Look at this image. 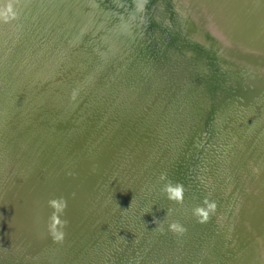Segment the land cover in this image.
<instances>
[{"label": "water", "instance_id": "obj_1", "mask_svg": "<svg viewBox=\"0 0 264 264\" xmlns=\"http://www.w3.org/2000/svg\"><path fill=\"white\" fill-rule=\"evenodd\" d=\"M122 1L141 7L136 10L119 5L116 10V0H13L17 19L0 21V264H13L10 261L16 255L23 259L20 264H53L58 245L65 256L75 254L79 247L90 249L89 243L97 240V233H106L109 228L121 243V250L125 238L121 228L136 202L140 169L149 157L157 158L165 146L158 138L164 128L163 110L175 107L176 102L163 98L168 97V91L176 99L183 95L188 100L193 75L203 73L210 78L221 72L233 89L227 91L228 87L218 85L213 90L207 85L205 108L197 117L194 141L182 158L181 173L186 182L202 175L193 169L205 158L210 145L219 153L230 154V149L223 146L225 126L247 115L246 119L255 118L259 128L264 129L257 114L264 107V63L260 61L264 58V0H254L256 17L244 15L245 7L236 0H202L204 5H212L205 6L210 29L207 32L205 24L194 25L205 40L194 46L193 39L199 37L190 24L200 11L191 9L198 3L160 0L157 16L152 17L148 1ZM7 2L0 0V6ZM182 2L190 4L184 6ZM163 38L172 39L173 46H161ZM255 40L260 49L251 46ZM133 41L145 46L156 44L162 51L156 61L149 57L157 68L152 75L160 77L155 79V86L153 82L141 84L133 71L134 51L140 47ZM219 43L230 46L222 56L233 53L232 58L244 65L237 66V73L226 67L230 60L219 55ZM193 49L199 54L195 61L190 55ZM246 66L256 71L247 72ZM258 73L262 74L260 79L256 78ZM194 81L199 88L203 80ZM246 83L249 87L242 88L241 84ZM94 96L102 100L101 104ZM94 112L107 131L100 130L99 137L113 139L109 143V175L60 127L76 133L84 126L88 130L82 133L86 132L87 137L90 131H99ZM3 179L11 184L10 188L1 190ZM244 180L243 187H249L252 181L258 189V178ZM228 182L224 193L228 195L231 188L238 192L236 185ZM6 189L10 191L6 193ZM59 197L67 200L61 219L68 224L63 229L64 240L55 242L48 227L54 209L48 201ZM3 198L10 202L6 208L1 204ZM220 201L225 206L226 202ZM132 208L131 224L135 225L137 209ZM171 222L169 218L167 227ZM133 225L128 226V232ZM256 235L264 242L261 232ZM130 238L133 235L126 239ZM122 252L131 260L141 258ZM128 261L125 256L117 260L118 264Z\"/></svg>", "mask_w": 264, "mask_h": 264}, {"label": "bare ground", "instance_id": "obj_2", "mask_svg": "<svg viewBox=\"0 0 264 264\" xmlns=\"http://www.w3.org/2000/svg\"><path fill=\"white\" fill-rule=\"evenodd\" d=\"M146 1L150 5L152 17L157 16L156 9L160 0ZM116 2V10L120 9L118 8L119 5L126 9L134 7L136 10L141 7L138 3H136V7L129 1H122L120 3V0H116ZM191 2L195 5L198 3L197 7L190 8L191 11H200L197 14L199 17L193 18V24L190 21L195 35L199 37L198 39H193L194 46L204 40L194 25L198 24L200 26L205 24L203 28L205 31H209L210 28H208L205 21L208 19V16L205 14V6L210 7L212 5L209 3L204 5L202 0L198 2L191 0ZM236 2L241 3L245 7L243 8V10L246 9L243 11L244 15L256 17V13L252 10L254 0H236ZM182 3L184 6L190 4V2H187L188 4L186 2ZM190 9L187 11L190 12ZM248 19L254 20L253 17H249ZM155 30L158 31L157 28ZM225 30L229 35H233L227 27ZM101 31L104 32V29H101ZM159 38H162L161 34ZM179 43L185 44L180 41ZM133 44L140 45L139 52L134 51L136 67L133 71L140 78L138 81L143 85H149V83L153 82V86H155V79L160 77L159 74L152 75L151 71L153 69L157 70V68L153 63L149 62V57L153 61H156L155 59L158 58L159 54H162V51L156 44L145 46L139 41H133ZM219 44L222 46L218 51L219 55L224 60L225 58L226 60H230L228 63L224 61L227 64L226 67L229 70H236L235 72L237 73V66L242 68L244 65H240L238 60L232 58L234 56L233 53H230V56H222V53L229 52L230 46L224 43ZM250 44L256 49H260L257 45V40L251 41ZM160 45L172 47V39L163 38ZM191 53L190 55L194 61L197 57L199 58V54L194 49L191 50ZM245 53L257 52L247 51ZM260 61L264 63V58H261ZM232 62H235V64ZM245 68H249V66ZM246 71L252 73L256 69L250 67ZM261 71L264 73V68ZM134 72L130 71L131 74H134ZM261 76L262 74L258 73L256 78L260 79ZM224 77L225 75H221V72L210 78H207V75H203V73L200 76L197 75V77L193 75V80H191L193 81V89H190L188 92L190 95L188 100L183 95H178V99H176L173 94L168 91L166 92L168 97L163 98V100L170 102V99H172L176 103L175 107L169 106L165 111L163 110L164 123L162 124L164 128L162 132L158 133V138L161 139V143H164L165 146L160 150L157 158L154 156L149 157L145 162L146 166L140 169L139 176L137 177L136 202L131 205V210L127 217H125V223L121 228L122 233L125 234L122 249H118L121 243L115 240L109 228L106 233H102V231L97 233V240L89 243L90 249L88 247H83L81 248L82 250H80V247L76 249L77 252L90 250L89 252H76L75 254L65 256V252L58 245L56 247L57 258L53 264H118L117 260L120 256L129 258V264H231L229 260H232L234 264H241V262H245L246 264H264V242L261 243L256 235L260 232L264 235V129L259 128L256 119H246L247 115H245L242 120H234L233 123L225 126L226 138L223 139V146L230 149V154L219 153L210 145L207 152H205V158L198 165L196 164L197 167L193 169V171L197 170V172L202 174L198 180L194 178L190 182H186L188 180L181 173L182 158L186 155L185 149L194 141L197 117L200 116L202 110L205 108L204 101L206 96L204 95H206L207 85L211 86L213 90L218 85L228 87L227 91L233 89L231 82L227 81ZM194 79H197L198 82L203 80L202 84H198L199 88L196 87ZM241 87L247 88L249 85L247 83L241 84ZM94 100H96V103L101 104L102 100L99 101L97 98ZM96 112L92 116L98 119L97 122L100 123V125L95 126L99 131L91 133L89 129L90 134L87 137L85 135L86 132L82 133V130L88 129L82 125L76 133L72 130L71 132L68 131L67 127L66 129L65 127H60L61 131L66 133L74 144H78L76 146L83 148L84 151L87 149L86 154L89 159L109 175L112 170V163L109 158L111 155L109 143L113 139L109 137L107 139L105 135L104 140L99 137L100 130H103L106 134L107 131L103 128V123L99 120L98 113ZM257 114L260 116L258 120L264 125V107L262 110H258ZM51 120H53L52 117ZM115 129L118 128L116 127ZM89 137L91 139L86 142V139ZM83 138H85L84 141ZM63 149L65 150L66 146H63ZM39 162L42 163L41 161ZM40 168L43 171L44 167ZM162 173L167 174V179L173 182H180L184 185L185 192L182 204L169 200L166 194L161 191L167 182V180L162 181L159 179ZM244 178H258L259 181L256 182L258 189H255L252 181L249 183V187H243L242 184L246 183ZM4 180L1 181V190L4 187H11V184L7 180ZM228 181L234 187L236 185L238 192H234L235 190L231 188L228 195L224 193L228 189L224 188V185L229 183ZM9 191V189H6V193ZM205 197L217 203L216 211L217 213L220 212L221 216L217 217V213L210 214V219L206 223H199L193 215V209L196 206L202 205ZM80 198L81 196H77L78 200ZM221 199L226 202L225 206L221 205ZM1 204L2 207L6 208L10 205V202L3 198ZM235 205H238L237 210L235 209ZM132 207H136L137 209V223L135 222V225L131 224L134 218ZM169 218L170 221H179L187 228V231L182 235L169 231L166 224ZM219 218L221 219L218 220ZM246 220L249 221L250 225ZM134 221L136 220L134 219ZM159 224L163 225V232L157 227ZM130 225H133V229L130 230L131 232H128V226ZM130 235H133L134 238L127 240L126 238ZM92 237L90 236V238ZM111 247L113 249H110ZM69 249H72V247L69 246ZM122 251H128L138 257L141 256V258L131 260V257L124 255ZM22 261L21 256L16 255L10 262L20 264Z\"/></svg>", "mask_w": 264, "mask_h": 264}, {"label": "clouds", "instance_id": "obj_3", "mask_svg": "<svg viewBox=\"0 0 264 264\" xmlns=\"http://www.w3.org/2000/svg\"><path fill=\"white\" fill-rule=\"evenodd\" d=\"M18 13L15 10L13 0H8L4 6H0V21L4 23H10L17 19ZM160 180H167L162 187L161 191L166 194L169 200L177 203H183L184 201V185L180 182H173L167 179V174L162 173L159 177ZM50 207L54 209L49 217V232L55 242H62L65 237L63 229L67 226L68 221L62 220L61 215L67 208V200L64 197L52 198L48 201ZM217 209V203L205 197L203 204L196 206L193 209V215L197 218L199 223H206L210 219V214H215ZM168 214V213H167ZM155 222V221H154ZM161 232L164 231L163 225L157 226ZM168 230L177 234H183L187 231V228L179 221H173L169 223Z\"/></svg>", "mask_w": 264, "mask_h": 264}, {"label": "rangeland", "instance_id": "obj_4", "mask_svg": "<svg viewBox=\"0 0 264 264\" xmlns=\"http://www.w3.org/2000/svg\"><path fill=\"white\" fill-rule=\"evenodd\" d=\"M238 205H235V209L237 208ZM237 210V209H236ZM246 223V222H245Z\"/></svg>", "mask_w": 264, "mask_h": 264}]
</instances>
